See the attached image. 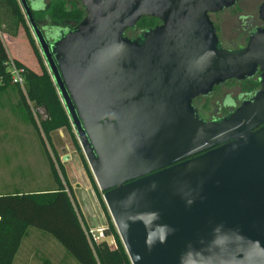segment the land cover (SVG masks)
<instances>
[{"label":"water","instance_id":"water-1","mask_svg":"<svg viewBox=\"0 0 264 264\" xmlns=\"http://www.w3.org/2000/svg\"><path fill=\"white\" fill-rule=\"evenodd\" d=\"M31 1L19 0L131 264H264V28L227 50L210 18L241 0H79L86 17L54 40ZM144 17L162 24L126 36ZM259 72L235 111L199 117L196 98ZM69 164L71 185L92 187Z\"/></svg>","mask_w":264,"mask_h":264},{"label":"trees","instance_id":"trees-1","mask_svg":"<svg viewBox=\"0 0 264 264\" xmlns=\"http://www.w3.org/2000/svg\"><path fill=\"white\" fill-rule=\"evenodd\" d=\"M30 5L36 22L52 40L59 31L75 28L86 17V11L79 0H51L48 6L42 4L40 9H34L31 3ZM44 16L48 18H41ZM42 19L48 20L51 26H41ZM159 21L154 17H144L134 29H129L126 32V36L130 32L136 35L133 38H138L144 31L155 28ZM68 22L76 25L72 28H64L63 24ZM20 30L25 32L41 68V72H37L15 59L24 77V87L14 84L12 81L7 66L10 57L2 37V34L17 37ZM138 30L142 31L137 32ZM0 79L3 80L0 92L11 87L17 89L20 96L18 104L22 108L23 118L36 131L57 186L53 190L24 194L18 192L0 196V264H14L21 244L31 228L49 234L79 264H131L102 198L100 199L108 222L106 233L108 236L113 235L116 246L111 247L105 242L92 245L89 241L88 231L90 229L78 210L73 196V187L61 162L59 151L54 145L53 134L56 132L66 134L70 138L79 160L88 171L89 168L86 165L70 117L19 0H0ZM31 103L37 108L35 110L37 114H40V110L45 112V117L41 119L40 123L37 121ZM91 179L94 189L100 193L92 175Z\"/></svg>","mask_w":264,"mask_h":264},{"label":"rangeland","instance_id":"rangeland-1","mask_svg":"<svg viewBox=\"0 0 264 264\" xmlns=\"http://www.w3.org/2000/svg\"><path fill=\"white\" fill-rule=\"evenodd\" d=\"M50 1L51 0H33V2L31 1V4L34 9H40L42 4L48 6ZM262 2L263 0H243L231 9L210 14L211 20L217 27L220 41L225 48H232L239 44L246 43L247 31L250 28L249 25L259 23V7ZM41 18L48 17L44 16ZM40 23L42 26H51L50 22L46 19H42ZM75 25V23L68 22L63 24V27L72 28ZM156 26H158V23L155 27ZM242 29H244L243 32ZM141 31L142 30H138L137 32ZM127 36L133 38L136 35L129 32L127 33ZM17 42L14 51L18 53L32 69L41 72L27 39L20 36ZM10 53L13 54V51ZM255 80L258 79L256 78ZM255 87V81L243 83L230 81L225 85L216 88L211 96L195 100L194 106L195 108L200 109L203 115L208 116L209 118L212 117V115L221 117L228 113L227 109H231V103L238 106L243 100L245 94L255 90ZM19 98V93L15 87L0 92V146L12 144L16 145L18 148L17 151H7L5 149L0 150V195L47 190L54 187L57 188L36 131L23 118L22 108L19 104L16 107V110H14V100H19ZM31 106L36 114L37 121L40 123L41 119L45 117V112L40 110V114H37L35 111L37 109L35 105L31 103ZM53 141L55 148L59 151L58 153L65 170L70 163V160L64 162L62 157L67 154L70 156L69 158L76 160L78 166H82L77 152L75 151L70 138L66 134L63 132L54 133ZM3 148L6 147L4 146ZM84 159L93 177L85 155ZM72 187L73 196L78 210L88 228L95 230L104 228L108 230L106 212L102 207L103 205L100 199L102 198L104 201V193L100 191L99 187L97 186L100 193L97 192L94 187L85 188L81 185ZM19 209L21 210L22 208ZM111 236L113 237V235ZM23 249H25V247Z\"/></svg>","mask_w":264,"mask_h":264},{"label":"crops","instance_id":"crops-1","mask_svg":"<svg viewBox=\"0 0 264 264\" xmlns=\"http://www.w3.org/2000/svg\"><path fill=\"white\" fill-rule=\"evenodd\" d=\"M20 36H23L27 39L26 34L25 32H23V30H20L17 37H12L7 34H2L4 43L8 50L9 57L14 60L17 59L20 62L27 65L28 67H30L21 58V56H19V54L14 51L15 46L17 45L18 43L17 41L20 38ZM11 51H13V54L10 53ZM39 67H40V64H39ZM13 105H15L14 110H16V107L18 106L17 99L14 100ZM4 146L6 148H3ZM3 149L7 151H17L18 150L17 146L12 145V144L1 145L0 150H3ZM53 189L55 188H50L47 190H53ZM38 191H46V190H38ZM38 191L36 190V191H30V192H38ZM19 193L24 194L21 192ZM12 194H15V193H12ZM0 196H4V195H0ZM24 247L25 249H23ZM14 264H79V263L74 258H72L66 252V250L49 234H47L46 232L42 230L31 228L29 229L27 236L24 238L21 244V247L15 257Z\"/></svg>","mask_w":264,"mask_h":264},{"label":"flooded vegetation","instance_id":"flooded-vegetation-1","mask_svg":"<svg viewBox=\"0 0 264 264\" xmlns=\"http://www.w3.org/2000/svg\"><path fill=\"white\" fill-rule=\"evenodd\" d=\"M243 0H241V1H239V2H242ZM238 2V3H239ZM263 2H264V0H263ZM262 2V3H263ZM237 3V4H238ZM262 5V4H261ZM260 5V6H261ZM237 6V5H236ZM259 9H260V7H259ZM244 19H249V18H244ZM258 24H255V25H249V30L247 31V36H246V43L245 44H239L238 46H234V47H232V48H225V46L222 44V42L220 41V38H219V35H218V38H219V41H220V44H221V46H222V48H224V49H227V50H239V49H242V48H246L247 46H248V44H249V41H250V38L252 37V35L254 34V33H256V31L258 30V29H261V28H264V22L260 19V16H259V18H258ZM213 22V21H212ZM214 23V22H213ZM162 24V22L161 21H159L158 22V26L159 25H161ZM215 25V24H214ZM216 27V26H215ZM242 27V26H241ZM216 30H217V27H216ZM245 30H246V28H245ZM244 31V29H242V32ZM241 32V33H242ZM246 33V32H245ZM217 34H218V32H217ZM242 34H244V33H242ZM260 72L255 76V77H253V78H251V79H249V80H245V81H237V80H230V81H236V82H239V83H243V82H248V81H255V82H257L258 83V85L254 88L255 90H253L252 92H249L248 94H245V96H244V98H243V100L241 101V103L244 101V100H247V99H249L250 97H252V96H254L255 95V93L256 92H258L260 89H261V84H260ZM258 79V80H255V79ZM230 81H228V82H230ZM228 82H226V83H228ZM225 83V84H226ZM224 84V85H225ZM223 86V85H222ZM220 87V86H219ZM219 87H216V88H219ZM216 88L214 89V90H216ZM209 96H211V95H209ZM209 96H207V97H209ZM200 98H205V97H198V98H196L195 100H197V99H200ZM195 100L193 101V105H194V102H195ZM240 103V104H241ZM240 104L238 105V106H235L234 105V103H231V109H227V111H228V113L227 114H225L224 116H221V117H219V116H217V115H212V117H208V116H205V115H203V113L200 111V109H197L198 110V115H199V117L202 119V120H204V121H206V122H211V121H214V120H217V119H222V118H224V117H226V116H228L231 112H233V111H235L239 106H240ZM81 164H82V166L80 165V166H78L77 165V162H76V160H74V159H72V158H70V164H69V168H70V170H71V172H72V174H73V176H74V178L76 179V180H80L81 181V183L82 184H86V182H87V179H89L90 180V182H91V184H92V187H94L93 186V181H92V179H91V174L89 173V171L87 170V168H86V166L81 162ZM82 167H84V170H85V172H86V179L84 180V178H83V174H82V172H81V168ZM66 173H67V169H66ZM68 176V175H67Z\"/></svg>","mask_w":264,"mask_h":264},{"label":"built area","instance_id":"built-area-1","mask_svg":"<svg viewBox=\"0 0 264 264\" xmlns=\"http://www.w3.org/2000/svg\"><path fill=\"white\" fill-rule=\"evenodd\" d=\"M8 70L11 74L12 81L14 84H19L20 86L24 87V77L22 76L16 62L14 59L10 58V60L7 62ZM3 85V80L0 79V87ZM88 231V237L89 241L92 245L101 243L103 239L106 238L107 230L106 229H99L95 230L92 228H89Z\"/></svg>","mask_w":264,"mask_h":264}]
</instances>
